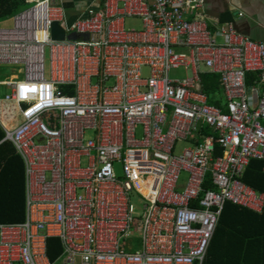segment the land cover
Instances as JSON below:
<instances>
[{"label":"built area","instance_id":"built-area-1","mask_svg":"<svg viewBox=\"0 0 264 264\" xmlns=\"http://www.w3.org/2000/svg\"><path fill=\"white\" fill-rule=\"evenodd\" d=\"M28 2L0 28V65L17 67L0 79L16 110L2 140L25 187L24 219L0 223V264H53L50 237L56 264H201L225 202L264 207V192L241 180L264 160V41L211 26L205 0H101L71 22L56 0ZM178 67L187 75L169 78ZM205 73L218 75L222 107L208 103ZM178 140L191 146L175 154Z\"/></svg>","mask_w":264,"mask_h":264},{"label":"trees","instance_id":"trees-1","mask_svg":"<svg viewBox=\"0 0 264 264\" xmlns=\"http://www.w3.org/2000/svg\"><path fill=\"white\" fill-rule=\"evenodd\" d=\"M26 3L27 0H0V17L16 14ZM202 84L208 103L222 107L218 75L202 74ZM13 108V104L6 106L0 102V122L12 119ZM3 136L0 127V223L19 222L25 215L24 165L12 144L2 140ZM221 152L214 144V154ZM241 180L264 192V160L251 159ZM61 252L59 240L47 238L46 254L53 264ZM201 264H264V207L256 213L225 202Z\"/></svg>","mask_w":264,"mask_h":264},{"label":"crops","instance_id":"crops-1","mask_svg":"<svg viewBox=\"0 0 264 264\" xmlns=\"http://www.w3.org/2000/svg\"><path fill=\"white\" fill-rule=\"evenodd\" d=\"M56 1L63 7L68 22L81 16L86 8L101 3V0ZM239 12L242 15H237ZM202 15L211 26L231 22L240 33L264 41V0H205ZM0 123L10 124L8 121Z\"/></svg>","mask_w":264,"mask_h":264},{"label":"rangeland","instance_id":"rangeland-1","mask_svg":"<svg viewBox=\"0 0 264 264\" xmlns=\"http://www.w3.org/2000/svg\"><path fill=\"white\" fill-rule=\"evenodd\" d=\"M29 5H31V4H30V2L27 1L26 4H23L21 6L20 10L27 8ZM12 17H13V15H9L7 17H0V28L11 27L12 26ZM124 26L127 29L139 30L142 28V21L138 17H125L124 18ZM44 65H45V73H46L47 69H48V48L44 49ZM16 68H17L16 66H11V65H0V79H4V78L8 77V75H10L11 73H14L16 71ZM148 72H149L148 68L146 66H143L141 69L142 77L148 76ZM186 75H187V71L183 67L171 68L168 71V76L171 79H181V78H184ZM7 91H8V89L5 86L0 85V100L3 98V94ZM2 103H4L6 106H10L12 104L9 102H4V101H2ZM15 111L16 110L14 107L12 110V119L11 120H14ZM16 122H18V120ZM90 135H91V132L86 131L85 136L88 137ZM140 135H141V129H140V127H138L136 129V136H140ZM189 146H191V144L189 142H187L185 140H178L176 142V145L174 148V153L179 154L183 148L189 147ZM113 167H114V172H115L116 176L121 177L122 171H121L120 164L114 163ZM186 179H187V173L184 171H181L179 174L178 182H177V188L178 189H181L184 186ZM130 200H131V203L135 207V211L141 213L142 212V202H141L139 196L133 191L130 192Z\"/></svg>","mask_w":264,"mask_h":264},{"label":"water","instance_id":"water-1","mask_svg":"<svg viewBox=\"0 0 264 264\" xmlns=\"http://www.w3.org/2000/svg\"><path fill=\"white\" fill-rule=\"evenodd\" d=\"M51 31H52V38L53 39H63V37H64V32H63V30H62V28H60L59 26H58V24L57 23H53L52 24V29H51ZM76 36H75V34L72 32V33H70L69 35H68V38L69 39H74ZM83 37L84 38H86L87 36L86 35H83Z\"/></svg>","mask_w":264,"mask_h":264}]
</instances>
